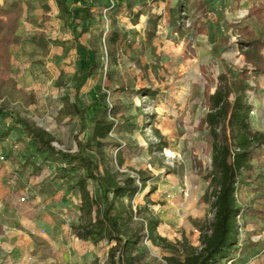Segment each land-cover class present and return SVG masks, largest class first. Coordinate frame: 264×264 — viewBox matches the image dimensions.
Returning <instances> with one entry per match:
<instances>
[{
    "label": "rangeland",
    "instance_id": "obj_1",
    "mask_svg": "<svg viewBox=\"0 0 264 264\" xmlns=\"http://www.w3.org/2000/svg\"><path fill=\"white\" fill-rule=\"evenodd\" d=\"M23 1L16 29L21 41L9 46V64L0 70L4 81L0 105L15 108L46 130L58 148L75 151L80 120L63 109L62 98L76 97L83 50L67 25L69 16L59 13L54 0ZM176 2L152 3L161 18L151 39H147V16L134 23L128 13L114 14L104 5L97 8L81 38L95 50L98 67L78 100L90 105L96 96L101 107L97 114L115 122L101 146L91 143L86 151L99 164V171L108 167L119 181L131 176L136 184L144 183L130 201L136 213L128 228L138 241L131 252L134 264H176L201 247V232L213 219L212 199H208L212 137L203 122L209 110L207 97L219 85L226 66L251 68L243 51L254 47L264 64V32L250 24L252 35L245 26L250 11H259L264 18V0H193L174 18L170 10ZM111 29L128 33L130 42L109 44ZM31 35L43 41L29 42ZM250 41L254 44H245ZM249 83V124L264 133V74ZM125 117L137 127L122 124ZM91 127L88 122L87 136ZM22 145L16 138L0 142L5 156L0 160V221L4 224L0 235L14 246L0 257V264H9L10 259L11 264H125L117 249L111 253L115 242L92 243L77 236L76 227L95 215L80 206L79 190H69L59 179L40 191L25 188L19 177L11 180L19 165L7 155L17 156L15 151ZM254 169L264 171V159H254ZM87 187L91 193L97 189L92 180ZM7 198L21 204L24 217L13 215ZM238 198L246 210L237 220V249L231 260L218 264H264V190L244 186ZM149 220L155 222L152 233L147 232Z\"/></svg>",
    "mask_w": 264,
    "mask_h": 264
},
{
    "label": "trees",
    "instance_id": "obj_2",
    "mask_svg": "<svg viewBox=\"0 0 264 264\" xmlns=\"http://www.w3.org/2000/svg\"><path fill=\"white\" fill-rule=\"evenodd\" d=\"M61 15H68L67 25L74 33V39L83 50V61L76 77L74 88L76 97L71 101L70 96L62 98L63 109L67 113L77 114L80 127L75 134L77 150H63L53 144V137L41 127L22 117L15 108L0 105V142L16 138L23 145L13 154L7 155L19 165L17 176L24 179V184L31 183L34 191L42 190L48 184L59 179L66 182L68 189L79 190L81 207L85 212H95L94 218L76 227L79 239L98 243L100 241L115 242L111 251L117 249L121 254V262L134 264L131 252L138 243L134 233L129 231L128 223L136 213L130 201L144 189V183L136 184L131 176L119 181L116 174L108 167L99 171V164L86 151L94 143L101 146L104 139L112 130L115 122L99 116L101 109L99 99L92 97L90 105H82L78 100L81 88L98 67L96 52L93 48L81 42L83 34L94 21L96 10L101 5L108 7L112 13L126 12L134 23L140 16H147V39L155 35V28L161 15L153 11L155 0H54ZM193 0H177L171 8V16L177 18L187 3ZM23 0H10L0 3V70L6 68L10 60L9 46L21 41L16 34L17 23L23 14ZM250 19L245 26L257 27L264 32V18L259 11L253 10L248 14ZM252 28V27H251ZM249 29V34L254 33ZM128 33L111 29L107 36L109 44L118 41L130 42ZM39 35H31L29 42L40 43ZM246 45H253L250 41ZM245 60L251 68L226 66L225 73L219 77L220 83L212 94L207 97L209 110L203 122L209 128L212 137V169L209 173L212 191L210 193L213 219L207 229L200 235L202 243L199 249L187 253L183 261L176 264H218L232 259L238 245V218L245 212V206L239 202L238 192L244 186L255 190H264V171L256 172L254 159H264V133L252 130L249 124L252 104L247 90L251 89L250 79L264 74V64L254 47L243 51ZM9 81V80H8ZM4 81L0 78V85ZM231 85V86H230ZM233 94V99L229 95ZM97 98V99H95ZM90 115L87 111L92 108ZM88 122L92 123L91 133L86 135ZM129 129H135L137 124L122 119ZM220 131V132H219ZM140 179H143L140 177ZM35 180V181H34ZM92 180L96 185L95 193L87 187V181ZM124 198L128 202H124ZM155 222L148 221L147 232L152 233Z\"/></svg>",
    "mask_w": 264,
    "mask_h": 264
},
{
    "label": "crops",
    "instance_id": "obj_3",
    "mask_svg": "<svg viewBox=\"0 0 264 264\" xmlns=\"http://www.w3.org/2000/svg\"><path fill=\"white\" fill-rule=\"evenodd\" d=\"M16 177H19V176H17V174H16V176H11L10 178H11V180H13ZM28 186L31 187V183H28L27 185H25V188H27ZM6 201L8 203V207H9L10 211L13 212L14 216H16L18 214L17 217H19V214H20L22 217H24V215L22 214V208L20 207V205H21L20 203L13 201L12 198H7ZM0 217H2V216L0 215ZM0 224H2L4 226V224L1 221H0ZM0 239L3 240V241H0V257H2V256H5V254L10 253L14 249V246L10 247V245L7 244V242H9L10 240H8L6 238V236L0 235ZM11 262H13L12 259L9 260V264H11ZM24 263L25 262L22 261L21 264H24Z\"/></svg>",
    "mask_w": 264,
    "mask_h": 264
},
{
    "label": "built area",
    "instance_id": "obj_4",
    "mask_svg": "<svg viewBox=\"0 0 264 264\" xmlns=\"http://www.w3.org/2000/svg\"><path fill=\"white\" fill-rule=\"evenodd\" d=\"M4 159H5V156H4V154L0 151V160H4ZM20 200L25 201V196H21V197H20Z\"/></svg>",
    "mask_w": 264,
    "mask_h": 264
}]
</instances>
